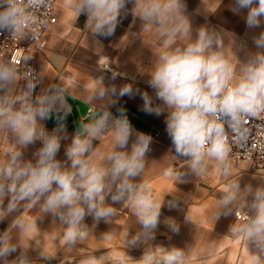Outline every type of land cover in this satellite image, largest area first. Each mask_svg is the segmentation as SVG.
Wrapping results in <instances>:
<instances>
[{
  "label": "clouds",
  "instance_id": "obj_1",
  "mask_svg": "<svg viewBox=\"0 0 264 264\" xmlns=\"http://www.w3.org/2000/svg\"><path fill=\"white\" fill-rule=\"evenodd\" d=\"M130 0H72L73 10L86 17L92 31L104 38L115 34ZM246 11L249 29L264 25V0H233L231 9ZM135 15L145 31L154 30L162 38L161 50L148 73V86L153 90L139 92L132 84L119 89V95L139 94L142 110L163 116L172 149L186 158L196 175H204L214 161L221 175H231V146L227 130L236 131L245 118L264 114V31L253 37L256 51L243 61L233 63L226 51L222 34L214 28L193 26L185 0H135ZM28 23L14 0H0V31L18 32ZM177 39L180 43H177ZM233 55L236 56L235 53ZM237 57V56H236ZM16 70L0 64V129L11 131L21 147L40 141L34 160H26L22 151L12 149L6 160H0V200L36 201L41 211L55 216L64 226L62 242L69 248L87 239V216L94 221L107 220L115 209L106 203L126 200L146 234L158 227L161 203L147 185L133 181L145 169L146 154L152 137L136 131L121 112L113 121L103 112L88 123H80L65 148V163L57 159L66 136L67 98L61 89L34 96L35 85L13 95L11 86ZM115 94V93H114ZM54 120L49 131L42 122ZM113 124L115 148L102 162L90 159L93 140ZM63 134V135H62ZM165 175H173L171 169ZM246 193L243 220L230 227L232 235L248 241L252 248L250 264H264V183L243 188L238 179H230L219 204L236 205ZM13 225L21 232L35 227L17 218ZM173 232L178 227L169 223ZM18 242L12 228L0 231V264H32L26 252L17 253ZM42 260H47L41 252ZM109 255L91 257L82 264H106ZM185 253L179 248L149 249L138 264H184Z\"/></svg>",
  "mask_w": 264,
  "mask_h": 264
},
{
  "label": "crops",
  "instance_id": "obj_2",
  "mask_svg": "<svg viewBox=\"0 0 264 264\" xmlns=\"http://www.w3.org/2000/svg\"><path fill=\"white\" fill-rule=\"evenodd\" d=\"M185 2L194 33L202 26L219 31L233 63L245 60L250 52L256 51L253 37L264 31V25L247 28L246 11L234 13L233 0ZM134 7L135 0H130L115 34L104 38L92 31L86 17L77 15L72 0H56L58 22L46 32L47 46L29 56L40 71L35 96L61 89L66 98L70 96L88 109L81 115L76 106L75 115L67 100L66 136L57 159L69 163L65 148L71 143L78 124L88 123L103 112L111 113L113 121L123 112L136 131L152 137L145 169L133 182L149 186L161 203L160 223L151 234H146L126 200L113 203L106 198V203L115 209L114 215L101 221L87 216L84 221L88 226L87 239L69 248L61 239L64 226L55 216L42 212L39 202L14 200L9 207L5 198L0 203V231L12 228L19 244L17 253L9 260L26 252L32 264H82L83 260L108 254L106 264H138L149 249L164 247L182 249L184 264H250V244L246 239L235 238L230 231L232 225L241 222L236 213L247 211L246 193H241L236 205L223 206L218 202L230 179H238L242 188L248 184L255 187L264 183V174L252 171L249 162H235L229 153L230 177L222 176L214 161L209 162L206 174L196 175L188 160L174 153L164 117L144 112L139 94L119 95V89L125 84H132L139 92H153L147 83L148 73L162 46V38L154 30L145 31ZM105 64L120 76L107 72ZM125 75H130L132 81L125 82L122 78ZM42 123L49 131L56 126L54 120ZM112 129L110 121L93 140L90 159L94 162L106 163L104 157L115 148ZM40 147V141L27 146L25 159L34 160V153ZM169 169L173 175H165ZM17 218L35 227L21 232L13 225ZM169 223L175 224L179 231L173 232ZM41 252L46 253L47 260L41 259Z\"/></svg>",
  "mask_w": 264,
  "mask_h": 264
},
{
  "label": "built area",
  "instance_id": "obj_3",
  "mask_svg": "<svg viewBox=\"0 0 264 264\" xmlns=\"http://www.w3.org/2000/svg\"><path fill=\"white\" fill-rule=\"evenodd\" d=\"M14 3L28 23L18 32L0 31V58L21 71L26 86H36L35 94L40 82V71L29 55L47 46L46 32L58 22L56 0H14ZM104 69L120 76L108 64L104 65ZM122 78L127 83L133 79L130 75ZM227 134L231 146L230 158L235 162H249L252 171L264 174V114L245 118L238 130H227ZM243 217L244 212L236 213L237 220L242 221Z\"/></svg>",
  "mask_w": 264,
  "mask_h": 264
},
{
  "label": "rangeland",
  "instance_id": "obj_4",
  "mask_svg": "<svg viewBox=\"0 0 264 264\" xmlns=\"http://www.w3.org/2000/svg\"><path fill=\"white\" fill-rule=\"evenodd\" d=\"M0 64L9 65L8 63H6L1 58H0ZM15 70H16V81L11 86V92L13 95H20L26 90L27 86H26V81H25L21 71L18 69H15ZM35 95H36V93L34 94V96ZM14 148L22 151L24 158L28 154V152L25 151L26 147H21V146L16 144V137L11 131L5 130V129H0V160H6L8 157L9 151L14 149ZM1 202H4V200H0V203ZM5 202H7V201H5Z\"/></svg>",
  "mask_w": 264,
  "mask_h": 264
},
{
  "label": "water",
  "instance_id": "obj_5",
  "mask_svg": "<svg viewBox=\"0 0 264 264\" xmlns=\"http://www.w3.org/2000/svg\"><path fill=\"white\" fill-rule=\"evenodd\" d=\"M67 100H68L70 107H71V109L75 115H77L76 106L79 108L81 115H85L86 111H88V109L86 110V107H84V104H82L78 100H76L70 96L67 97ZM77 119H78V117H77ZM77 121H79V119Z\"/></svg>",
  "mask_w": 264,
  "mask_h": 264
}]
</instances>
